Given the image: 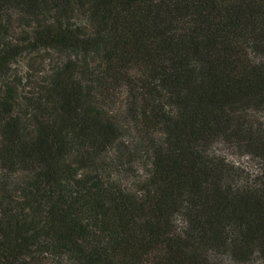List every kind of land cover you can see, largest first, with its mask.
<instances>
[{
    "label": "trees",
    "instance_id": "1",
    "mask_svg": "<svg viewBox=\"0 0 264 264\" xmlns=\"http://www.w3.org/2000/svg\"><path fill=\"white\" fill-rule=\"evenodd\" d=\"M0 264H264V0H0Z\"/></svg>",
    "mask_w": 264,
    "mask_h": 264
},
{
    "label": "rangeland",
    "instance_id": "2",
    "mask_svg": "<svg viewBox=\"0 0 264 264\" xmlns=\"http://www.w3.org/2000/svg\"><path fill=\"white\" fill-rule=\"evenodd\" d=\"M235 161L238 163V165L243 166L247 172H254L256 163L248 159L246 156H240V158H236Z\"/></svg>",
    "mask_w": 264,
    "mask_h": 264
}]
</instances>
